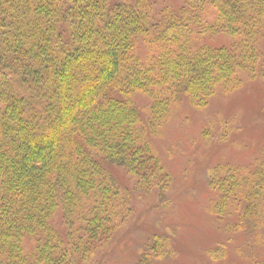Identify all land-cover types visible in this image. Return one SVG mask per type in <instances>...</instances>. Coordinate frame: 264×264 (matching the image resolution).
I'll return each instance as SVG.
<instances>
[{
    "label": "trees",
    "instance_id": "16d2710c",
    "mask_svg": "<svg viewBox=\"0 0 264 264\" xmlns=\"http://www.w3.org/2000/svg\"><path fill=\"white\" fill-rule=\"evenodd\" d=\"M154 1L0 0V264L101 260L131 213L114 169L161 197L171 176L154 140L177 109L246 80L264 91V0ZM206 186V213L264 264V144L248 164L217 162ZM169 254L153 234L134 264Z\"/></svg>",
    "mask_w": 264,
    "mask_h": 264
},
{
    "label": "rangeland",
    "instance_id": "374dc122",
    "mask_svg": "<svg viewBox=\"0 0 264 264\" xmlns=\"http://www.w3.org/2000/svg\"><path fill=\"white\" fill-rule=\"evenodd\" d=\"M137 108L144 117L146 100L138 98ZM225 130L227 141H217ZM263 144L264 91L260 81H244L241 89L216 96L200 112L180 106L154 140L157 154L170 173V185L161 197L137 194L127 173L114 169L120 189L131 194V213L106 255L93 264H134L153 234L166 236L170 244V254L157 264H247L248 253L239 250L244 245L241 236H229L222 223L204 210L207 174L219 161L239 165L252 162ZM222 241H228L225 260H209L206 251Z\"/></svg>",
    "mask_w": 264,
    "mask_h": 264
}]
</instances>
